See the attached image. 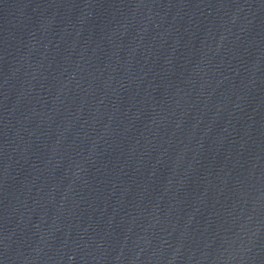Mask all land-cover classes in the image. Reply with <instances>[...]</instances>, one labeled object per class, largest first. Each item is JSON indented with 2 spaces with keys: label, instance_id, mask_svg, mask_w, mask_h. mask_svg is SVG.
I'll return each instance as SVG.
<instances>
[{
  "label": "water",
  "instance_id": "obj_1",
  "mask_svg": "<svg viewBox=\"0 0 264 264\" xmlns=\"http://www.w3.org/2000/svg\"><path fill=\"white\" fill-rule=\"evenodd\" d=\"M0 264H264V0H0Z\"/></svg>",
  "mask_w": 264,
  "mask_h": 264
}]
</instances>
